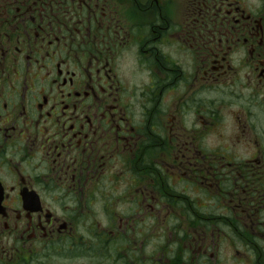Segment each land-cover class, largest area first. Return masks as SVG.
I'll return each instance as SVG.
<instances>
[{
	"label": "flooded vegetation",
	"instance_id": "flooded-vegetation-1",
	"mask_svg": "<svg viewBox=\"0 0 264 264\" xmlns=\"http://www.w3.org/2000/svg\"><path fill=\"white\" fill-rule=\"evenodd\" d=\"M0 264H264V0H0Z\"/></svg>",
	"mask_w": 264,
	"mask_h": 264
}]
</instances>
